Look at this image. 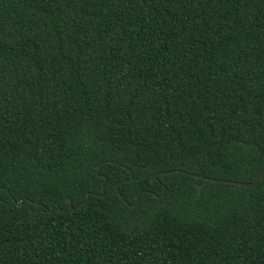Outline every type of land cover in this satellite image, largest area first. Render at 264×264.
<instances>
[{"label":"trees","instance_id":"trees-1","mask_svg":"<svg viewBox=\"0 0 264 264\" xmlns=\"http://www.w3.org/2000/svg\"><path fill=\"white\" fill-rule=\"evenodd\" d=\"M263 170L264 0H0V264H264Z\"/></svg>","mask_w":264,"mask_h":264},{"label":"water","instance_id":"water-1","mask_svg":"<svg viewBox=\"0 0 264 264\" xmlns=\"http://www.w3.org/2000/svg\"><path fill=\"white\" fill-rule=\"evenodd\" d=\"M168 172L166 173H162V174H167ZM192 177L194 178H197L198 176L197 175H191ZM264 176V170L262 172H260L254 182H251V183H242V182H231V181H222V180H215V179H207L208 181H211V182H219V183H229V184H232V185H235V186H238V187H252L254 185L257 184V182ZM157 178L156 174H153L152 177H151V181H155ZM138 196L136 197V200H137ZM69 201V199H67Z\"/></svg>","mask_w":264,"mask_h":264}]
</instances>
